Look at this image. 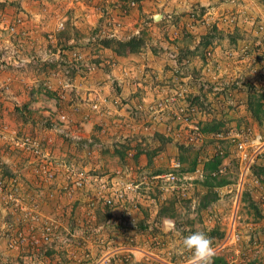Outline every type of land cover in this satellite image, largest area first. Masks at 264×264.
<instances>
[{
  "label": "rangeland",
  "instance_id": "rangeland-1",
  "mask_svg": "<svg viewBox=\"0 0 264 264\" xmlns=\"http://www.w3.org/2000/svg\"><path fill=\"white\" fill-rule=\"evenodd\" d=\"M257 135L264 0H0V264H264Z\"/></svg>",
  "mask_w": 264,
  "mask_h": 264
},
{
  "label": "built area",
  "instance_id": "built-area-1",
  "mask_svg": "<svg viewBox=\"0 0 264 264\" xmlns=\"http://www.w3.org/2000/svg\"><path fill=\"white\" fill-rule=\"evenodd\" d=\"M24 59H22L23 61ZM59 120L61 122H64L66 123L67 119H66V116L65 115H61L59 116ZM196 129V128H195ZM261 143H264L263 140H261V137L260 136H256L253 140L249 141V142H245L244 141H241L239 144H237V153H238V157H239V160L241 162V165H240V177H239V183H238V187L242 184V181H245V179L247 178V176L249 175L250 173V170H251V164L253 163V159L256 158L259 153H260V150H261ZM253 153L254 154V157L253 155L251 154ZM171 166H172V171L169 172V173H166L165 175H163L164 179H165V182H168V183H171V189L172 190H175V182H177V180H181V178L179 177L180 174V171H181V164L178 162V161H172L171 163ZM241 180V182H240ZM78 185H80V183H78ZM242 186V185H241ZM122 195L119 194L117 197L120 198ZM238 194L236 195V199H237ZM106 203H110V201H106ZM234 218L235 217H232L231 218V223H230V231H231V241L234 242L238 239V233L236 232L235 230V221H234ZM84 264H91L89 262H86ZM94 264H102V263H94ZM171 264V263H169Z\"/></svg>",
  "mask_w": 264,
  "mask_h": 264
},
{
  "label": "clouds",
  "instance_id": "clouds-1",
  "mask_svg": "<svg viewBox=\"0 0 264 264\" xmlns=\"http://www.w3.org/2000/svg\"><path fill=\"white\" fill-rule=\"evenodd\" d=\"M170 230L180 234L176 228L175 221L166 219ZM182 251L191 253L188 264H213V258L216 255V249L212 246L213 241L203 231L193 232L190 235L182 237Z\"/></svg>",
  "mask_w": 264,
  "mask_h": 264
},
{
  "label": "trees",
  "instance_id": "trees-1",
  "mask_svg": "<svg viewBox=\"0 0 264 264\" xmlns=\"http://www.w3.org/2000/svg\"><path fill=\"white\" fill-rule=\"evenodd\" d=\"M249 108L251 109V110H253V104H251V103H249ZM255 111V110H254ZM253 111V113L255 114V112ZM227 182L226 181H224V180H221L220 181V183L218 184L219 186H224L225 184H226Z\"/></svg>",
  "mask_w": 264,
  "mask_h": 264
}]
</instances>
